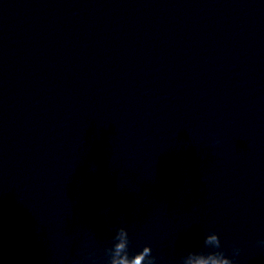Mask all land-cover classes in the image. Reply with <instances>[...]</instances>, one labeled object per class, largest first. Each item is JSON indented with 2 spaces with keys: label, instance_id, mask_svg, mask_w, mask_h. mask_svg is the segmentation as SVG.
Returning <instances> with one entry per match:
<instances>
[{
  "label": "clouds",
  "instance_id": "obj_1",
  "mask_svg": "<svg viewBox=\"0 0 264 264\" xmlns=\"http://www.w3.org/2000/svg\"><path fill=\"white\" fill-rule=\"evenodd\" d=\"M111 247L105 249L107 257L105 264H157V257L152 254L150 245L143 246L142 250L130 254V237L125 227H114ZM257 245L264 250V239L257 241ZM207 249V251H205ZM232 255H226L222 249L221 240L216 232L208 233L203 240L200 250L189 251L180 259V264H239L236 257L241 249L232 245Z\"/></svg>",
  "mask_w": 264,
  "mask_h": 264
}]
</instances>
